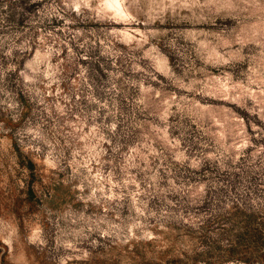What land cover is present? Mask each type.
I'll return each mask as SVG.
<instances>
[{
	"label": "rangeland",
	"instance_id": "1",
	"mask_svg": "<svg viewBox=\"0 0 264 264\" xmlns=\"http://www.w3.org/2000/svg\"><path fill=\"white\" fill-rule=\"evenodd\" d=\"M0 264H264V0H0Z\"/></svg>",
	"mask_w": 264,
	"mask_h": 264
}]
</instances>
